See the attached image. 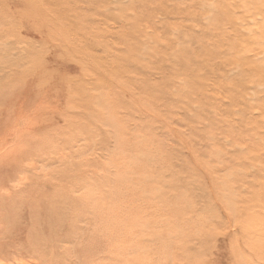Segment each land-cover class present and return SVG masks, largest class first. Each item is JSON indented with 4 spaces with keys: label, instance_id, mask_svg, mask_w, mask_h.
Returning <instances> with one entry per match:
<instances>
[{
    "label": "rangeland",
    "instance_id": "obj_1",
    "mask_svg": "<svg viewBox=\"0 0 264 264\" xmlns=\"http://www.w3.org/2000/svg\"><path fill=\"white\" fill-rule=\"evenodd\" d=\"M113 1L0 0V264H264L252 0Z\"/></svg>",
    "mask_w": 264,
    "mask_h": 264
},
{
    "label": "bare ground",
    "instance_id": "obj_2",
    "mask_svg": "<svg viewBox=\"0 0 264 264\" xmlns=\"http://www.w3.org/2000/svg\"><path fill=\"white\" fill-rule=\"evenodd\" d=\"M112 1H113V0H112ZM180 1H183V0H180ZM227 1L229 2V1H231V0H227ZM119 2H120V1H119ZM123 2H125V0H124V1H121V3H123ZM132 2H133V1H132ZM111 3H112V2H111ZM113 3H114V1H113ZM130 3H131V1H130ZM225 3H226V2H225L224 0H221V1H219V3H217V6H218V7L225 6ZM238 3H239V2H238ZM123 4H125V3H123ZM128 4H129V3H128ZM183 4H184V3H183ZM126 5H127V3H126ZM154 5H155V4H154ZM233 5H234V4H233ZM119 6H120V4H119ZM142 6H143V5H142ZM234 6H235V5H234ZM122 8H123V7H122ZM122 8H121V9H122ZM125 8H126V7H125ZM125 8H124V9H125ZM149 8H151V7H149ZM179 8H180V7H179ZM181 8H182V7H181ZM243 8H244V7H243ZM119 9H120V8H119ZM119 9H118V10H119ZM121 9H120V11H121ZM126 9H127V8H126ZM129 9H130V7H129ZM184 9H185V7H184ZM202 10H203V9H202ZM77 11H78V10H77ZM82 11H83V10H82ZM141 11H142V10H141ZM144 11H145V10H144ZM211 11H212V10H211ZM242 11H243V10H242ZM244 11H245V9H244ZM79 12H80V11H79ZM83 12H84V11H83ZM139 12H140V11H139ZM142 12H143V11H142ZM213 12H214V11H213ZM132 13H133V12H132ZM235 13H237V11H235ZM249 13L252 15V17H254V18L257 17V18H258V16H260L261 19L258 18V19H260V20H258L257 22H250V24H248V27H249V29H248V32H249V33H248V34H249V35H248V37L246 38V41H245L244 43H245V45H247V46H248V45H255V46H256V51L264 54V0H252V1H251L250 8H249ZM118 14H119V12H118ZM138 14H139V13H138ZM153 14H154V13H153ZM127 15H128V14H127ZM133 15H134V14H133ZM133 15H132V16H133ZM215 15H216V14H215ZM86 16H87V15H86ZM136 16H137V15H136ZM136 16H135V17H136ZM140 16H142L141 13H140ZM189 16H190V15H189ZM206 16H207V15H206ZM209 16H210V15H209ZM128 17H129V16H128ZM135 17H133V18H135ZM137 17H138V16H137ZM187 17H188V16H187ZM187 17H186V18H187ZM194 17H195V16H194ZM204 17H205V16H204ZM220 17H221V16H220ZM158 18H160V17H158ZM210 18H211V17H210ZM247 18H248V17H247ZM75 19H76V18H75ZM131 19H132V18H131ZM135 19H136V18H135ZM135 19H133V21H134ZM177 19H178V18H177ZM208 19H209V18H208ZM157 20H158V19H157ZM179 20H180V18H179ZM182 20H183V19H182ZM189 20H190V18H189ZM214 20H215V19H214ZM92 21H93V20H92ZM129 21H130V19H129ZM129 21H128V22H129ZM133 21H132V22H133ZM207 21H208V20H207ZM248 21H249V18H248ZM250 21H251V20H250ZM126 22H127V21H126ZM156 22H157V21H156ZM194 22H195V21H194ZM154 23H155V22H154ZM131 24H132V23H131ZM216 24H217V23H216ZM127 25H128V24H127ZM146 26H147V25H146ZM180 26H181V25H180ZM206 26H209V25L206 24ZM212 26H213V25H212ZM212 26H211V27H212ZM219 26H220V24H219ZM229 26H230V25H229ZM241 26H242V25H241ZM127 27H128V26H127ZM137 27H138V26H137ZM211 27H210V29H211ZM148 28H149V26H148ZM220 28L222 29V27H220ZM139 29H141V28H139ZM221 29H220V30H221ZM148 30H149V29H148ZM175 31H176V30L172 31V33L175 32ZM199 31H200V30H199ZM148 32H149V31H148ZM146 33H147V32H146ZM161 33H163V31H162ZM214 33H215V32H214ZM148 34H149V33H148ZM175 35H176V34H175ZM193 35H194V34H193ZM195 35H197V34H195ZM149 36H150V35H149ZM170 36H171V35H170ZM184 36H185V35H184ZM188 36H189V35H188ZM226 36H227V35H226ZM159 37H160V36H159ZM173 37H174V36H173ZM95 38H96V37H95ZM156 38H157V37H156ZM185 38H187V37H185ZM185 38H184V39H185ZM122 39H123V37H122ZM149 39H150V38H149ZM175 39H176V40H179V39H177V37H175ZM187 39H189V38H187ZM187 39H186V40H187ZM196 39H197V38H196ZM196 39H195V40H196ZM211 40H212V38H211ZM221 40H222V39H221ZM179 41H180V40H179ZM184 41H185V40H184ZM184 41H183V42H184ZM197 41H198V40H197ZM217 41H218V40H217ZM222 41L224 42V40H222ZM144 42H147V41H144ZM148 42H149V41H148ZM212 42H214V40H212ZM174 43H175V42H174ZM186 43H187V42H186ZM189 43H190V40H189ZM198 43H199V42H198ZM198 43H197V44H198ZM206 43H207V42H206ZM210 43H211V42H210ZM210 43L208 42V45H209ZM214 43H215V42H214ZM6 44H7V43H6ZM18 44H19V43H18ZM23 44H24V43H23ZM27 44H28V43H27ZM202 44H203V43H202ZM222 44H223V43H222ZM224 44H225V43H224ZM19 45H20V44H19ZM153 45H154V44H153ZM153 45H152V46H153ZM183 45L185 46V43H184ZM203 45H204V44H203ZM215 45H216V44H215ZM217 45H218V44H217ZM145 46H146V45H145ZM184 46H183V47H184ZM212 46H214V45H212ZM225 46H226V45H225ZM229 46H230V45H229ZM15 47H16V46H15ZM19 47H20V46H19ZM25 47H26V46H25ZM25 47H24V48H25ZM148 47H149V46H148ZM185 47H186V46H185ZM205 47H206V45H205ZM207 47H208V46H207ZM207 47H206V48H207ZM209 47H210V45H209ZM0 48H1V46H0ZM158 48H159V47H158ZM211 48L214 50L213 47H211ZM20 49H21V48H20ZM151 50H152V49H151ZM151 50H150V51H151ZM176 50H177V49H176ZM227 50H228V49H227ZM178 51H181V48H180V50H178ZM186 51H187V50H186ZM214 51H215V50H214ZM250 51H251V50H250ZM143 52H144V51H143ZM170 52H171V51H170ZM172 52H173V51H172ZM172 52H171V53H172ZM183 52H185V51H183ZM205 52L207 53V51H205ZM220 52H221V51H220ZM246 52H247V51H246ZM248 52H249V51H248ZM248 52H247V53H248ZM20 53H21V52H20ZM23 53H25V52H23ZM181 53H182V52H181ZM181 53H180V54H181ZM192 53H193V52H192ZM230 53H232V52H230ZM14 54H15V53H14ZM21 54H22V53H21ZM182 54H184V53H182ZM194 54H195V53H194ZM135 55H136V54H135ZM171 55H172V54H171ZM173 55H174V53H173ZM178 55H179V54H178ZM198 55H199V54H198ZM209 55H211V54H209ZM169 56H170V55H169ZM180 56H181V55H180ZM144 57H145V56H144ZM174 57H175V55H174ZM223 57H224V56H223ZM146 58H147V57H146ZM180 58H181V57H180ZM182 58H183V57H182ZM204 58H206V57H204ZM262 58H263V57H262ZM143 59H144V58H143ZM154 59H155V58H154ZM174 59H175V58H174ZM174 59H173V60H174ZM157 60H158V59H157ZM195 60H196V59H195ZM207 60H208V59H207ZM209 60H210V59H209ZM170 61H171V60H170ZM175 61H176V60H175ZM205 61H206V60H205ZM222 61H223V60H222ZM1 62H2V61H1ZM138 62H139V61H138ZM173 62H174V61H173ZM179 62H180V61H179ZM217 62H218V61H217ZM7 64H8V63H7ZM167 64H169V62H168ZM173 64H174V63H173ZM175 64H176V63H175ZM179 64H180V63H179ZM187 64H189V63H187ZM178 66H179V65H178ZM224 66H225V65H224ZM224 66H223V67H224ZM193 67H194V66H193ZM226 67H227V66H226ZM232 67H233V66H232ZM232 67L230 66V68H229V67H228V68L231 69ZM132 70H133V69H132ZM175 70H176V69H175ZM175 70H174V71H175ZM254 70H255V69H254ZM174 71H173V73H174ZM252 71H253V70H251V73H252ZM201 72H202V71H201ZM254 72H255V71H254ZM212 73H213V70H212ZM228 73H229V72H228ZM233 73H234V72H233ZM180 75H181V74H180ZM219 75H220V73H219ZM230 75H231V74H230ZM242 75H243V74H242ZM255 75H256V74H255ZM130 76H131V75H130ZM181 76H182V75H181ZM213 76H214V73H213ZM221 76H222V75H221ZM233 76H234V75H233ZM237 76H238V74H237ZM239 76H241V75H239ZM148 77H149V76H148ZM176 77H177V76H176ZM230 77H231V76H230ZM252 77H255V76H252ZM134 78H136V77H134ZM180 78H181V77H180ZM223 78H224V76H223ZM238 78H239V77H238ZM255 78H256V77H255ZM255 78H254V80H255ZM149 79H150V78H149ZM172 79H173V77H172ZM183 79H184V78H183ZM257 79H258V78H257ZM173 80H174V79H173ZM184 80H185V79H184ZM133 81H135V80H133ZM175 81H176V80H175ZM185 81H186V80H185ZM226 81H227V80H226ZM226 81H225V82H226ZM251 81H253V79H252ZM255 81H256V80H255ZM255 81H254L253 84H255V85L257 84V85H258L259 82H256V83H255ZM172 82H173V81H172ZM183 82H184V81H183ZM183 82H182V84H183ZM186 82L188 83V81H186ZM240 82H241V81H240ZM178 83H180V82H178ZM184 83H185V82H184ZM182 84H181V86H182ZM207 84H208V83H207ZM249 84H251V83H249ZM153 85H154V84H153ZM185 85H186V84H185ZM255 85H254V86H255ZM257 85H256V87H259V86H257ZM181 86H180V87H181ZM187 86H188V85H187ZM254 86H253V87H254ZM146 87H147V86H146ZM146 87H145V89H146ZM173 87H174V86H173ZM176 87H177V86H176ZM231 87H232V86H231ZM261 87H262V86H261ZM177 88H178V87H177ZM183 88H184V86H183ZM185 88H186V87H185ZM232 88H233V87H232ZM262 88H264V86H263ZM199 89H200V88H199ZM207 89H208V88H207ZM207 89H206V90H207ZM228 89H229V88H228ZM235 89H236V88H235ZM249 89H251V88H249ZM181 90H182V89H181ZM186 90H187V89H186ZM192 90H193V89H192ZM256 90H257V89H256ZM152 91H153V90H152ZM168 91H169V90H168ZM168 91H167V92H168ZM176 91H177V89H176ZM184 91H185V90H184ZM184 91H183V92H184ZM188 91H189V89H188ZM239 91H240V90H239ZM260 91H261V90H260ZM143 92H144V90H143ZM172 92H173V91H172ZM183 92H182V93H183ZM199 92H200V91H199ZM207 92H208V91H207ZM169 93H171V92H169ZM174 93H176V92H174ZM179 93H180V92H179ZM200 93H201V92H200ZM252 93H254V91H253ZM255 93H256V92H255ZM261 93H262V92H261ZM172 94H173V93H172ZM184 94H185V93H184ZM175 95H176V94H175ZM252 95H253V94H252ZM252 95H251V96H252ZM259 95H260V96H258V94L256 95V96H258V100L260 99L261 96H264L263 94H262V95L259 94ZM256 96H255V97H256ZM176 97L178 98V96H176ZM255 97H254V98H255ZM173 98H175V97L173 96ZM192 98H193V97H192ZM203 99H204V97H203ZM243 99H244V98H243ZM248 99H249V97H248ZM256 99H257V97H256ZM256 99H253V100H256ZM178 100H179V99H178ZM182 100H184V99H182ZM185 100H186V99H185ZM249 100H250V99H249ZM258 100H257V101H258ZM170 101H171V100H170ZM172 101H173V100H172ZM203 101H204V100H203ZM240 101H241V100H240ZM179 102H180V100H179ZM207 102H208V101H207ZM254 102H255V101H254ZM186 103H187V102H186ZM256 103H257V102H256ZM197 104H198V103H197ZM212 104H213V103H212ZM250 104H251V102H250ZM252 104H253V103H252ZM177 105H178V104H177ZM195 105H196V104H195ZM256 105H257V104H256ZM193 106H194V105H193ZM261 106H262V105H261ZM177 107H178V106H177ZM177 107H176V108H177ZM200 107H201V106H200ZM249 107H250V106H249ZM257 107H258V106H257ZM174 108H175V107H174ZM184 108H185V107H184ZM195 108H196V107H195ZM258 108H259V107H258ZM123 109H124V108H123ZM162 109H163V108H162ZM185 109H187V108H185ZM189 109H190V108H189ZM173 110H174V112L179 113V112L175 111V109H173ZM180 110H181V109H180ZM160 111H161V110H159V112H160ZM187 111H188V109H187ZM194 111H195V110H194ZM101 112H102V110H101ZM110 112H111V111H110ZM119 112H120V111H119ZM188 112H189V111H188ZM258 112H259V111H258ZM261 112H262V110H261ZM172 113H173V112H172ZM180 113H181V112H180ZM209 113H210V111H209ZM254 113H256V112H254ZM134 114H135V112H134ZM204 114H205V113H204ZM262 114H263V113H262ZM262 114H261V115H262ZM106 115H107V114H106ZM194 115H195V114H194ZM139 116H140V115H139ZM190 116H192V115H189V117H190ZM197 117H198V116H197ZM198 118H199V117H198ZM202 118H203V117H202ZM259 118H260V117H259ZM171 119H172V118H171ZM175 119H176V118H175ZM135 120H136V119H135ZM172 120H173V119H172ZM198 120H199V119H198ZM133 122H135V121H133ZM146 122H147V121H146ZM199 122H200V121H199ZM204 122H205V121H204ZM204 122H203V123H204ZM262 122H263V121H262ZM200 123H201V122H200ZM203 123H202V124H203ZM148 124H149V123H148ZM148 124H147V125H148ZM153 124H154V123H153ZM153 124H152V127H153ZM184 124H185V123H184ZM186 124H187V123H186ZM204 124H205V123H204ZM109 125H110V124H109ZM144 125H146L145 122H144ZM147 125H146V126H147ZM154 125H156V123H155ZM180 125H181V124H180ZM188 125H190V124H188ZM206 125H207V124H206ZM227 125H228V124H227ZM263 125H264V124H263ZM148 126H149V125H148ZM157 126H158V125H157ZM159 126H160V125H159ZM228 126H229V125H228ZM110 127H111V125H110ZM152 127H150V128H152ZM229 127H230V126H229ZM229 127H228V128H229ZM141 128H142V127H141ZM228 128H227V129H228ZM152 129H153V128H152ZM148 130H150V129L148 128ZM232 130H233V129H231V131H232ZM150 131H151V130H150ZM153 131H154V130H153ZM249 132H250V131H248L247 133H249ZM258 132H259V131H258ZM238 133H239V132H237V134H238ZM164 134H165V133H164ZM250 134H251V133H250ZM256 134H257V133H256ZM146 135H147V134H146ZM248 135H249V134H248ZM232 136H233V135H232ZM238 136H239V135H238ZM154 137H155V136H154ZM159 137H160V135H159ZM235 137H236V136H235ZM246 137H247V136H246ZM167 138H168V137H167ZM184 138H185V137H184ZM199 138H200V137H199ZM233 138H234V137H233ZM242 138H244V137H242ZM256 138H257V137H256ZM221 139H222V138H221ZM225 139H227V138H225ZM252 139H253V138H252ZM147 140H148V139H147ZM159 140H161V139H159ZM212 140H213V139H212ZM216 140H217V138H215V141H216ZM256 140H257V139H256ZM258 140H259V139H258ZM81 141H82V140H81ZM157 141H158V140H157ZM213 141H214V140H213ZM213 141H212V142H213ZM217 141H218V140H217ZM146 142H147V141H146ZM200 142H201V141H200ZM224 142H226V141L224 140ZM73 143H74V142H73ZM160 143H161V142H160ZM214 143H215V142H214ZM227 143H228V139H227ZM227 143H226V144H227ZM163 144H164V143H163ZM215 144H216V143H215ZM219 144H220V143H219ZM219 144H218V145H219ZM251 144H252V142H251ZM113 145H114V144H113ZM233 145H234V144H233ZM249 145H250V144H249ZM117 146H118V145H117ZM168 146H169V145H168ZM230 146H231V145H230ZM171 147H172V146H171ZM192 147H193V146H192ZM201 147H202V146H201ZM213 147H214V145H213ZM213 147H211V148H213ZM232 147L234 148V146H232ZM237 147H238V146H237ZM252 147H253V145H252ZM254 147H255V146H254ZM168 148H170V147H168ZM177 149H178V148H177ZM238 149H239V148H238ZM112 150H115V149L112 148ZM197 150H198V149H197ZM239 150L241 151V149H239ZM239 150H238V151H239ZM150 151H151V150H150ZM168 151H169V150H168ZM105 152H106V151H105ZM110 152H111V151H110ZM164 152H165V151H164ZM171 152H172V150H171ZM216 152H217V151H216ZM210 153H212V152H210ZM210 153H209V154H210ZM213 153H214V152H213ZM226 154H227V152H226ZM142 155H143V154H142ZM142 155H141V156H142ZM216 155H217V154H216ZM210 156H212V154H210ZM217 156H219V155H217ZM233 156H234V155H233ZM212 157H213V156H212ZM214 157H216V156H214ZM214 157H213V159H215ZM227 157H228V155H227ZM169 158H171V156H170ZM218 159H219V158H218ZM220 159H221V158H220ZM209 160H212V159H209V157H208V161H209ZM215 160H217V159H215ZM221 160H222V159H221ZM143 161H144V160H143ZM217 161H218V160H217ZM170 162H171V161H170ZM236 162H237V161H236ZM141 163H142V162H141ZM208 163H209V162H208ZM218 163H219V162H218ZM237 163H238V162H237ZM262 163H263V162H262ZM224 164H225V161H224ZM234 164H235V163H234ZM148 165H149V164H148ZM154 165H155V164H154ZM261 165H263V164H261ZM135 167H136V165H135ZM169 167H170V166H169ZM212 167H213V166H212ZM217 167H218V166H217ZM249 167H250V166H249ZM256 167H257V166H256ZM227 169H228V168H227ZM229 169H230V168H229ZM232 169H233V168H232ZM250 169L252 170V167H251ZM158 170H159V169H158ZM194 170H195V169H194ZM214 170H215V169H214ZM260 170H261V169H260ZM106 171H107V170H106ZM168 171L170 172V170H168ZM171 171H172V170H171ZM195 171H196V170H195ZM215 171H216V170H215ZM233 171H235V170H233ZM111 172H112V171H111ZM111 172H109V173H111ZM145 172H146V171H145ZM224 172H225V171H224ZM227 172H228V170H227ZM241 172H242V171H241ZM241 172H240V173H241ZM177 173H178V172H177ZM234 173H235V172H234ZM251 173H252V172H251ZM23 174H24V173H23ZM112 174H113V173H112ZM114 174H116V173H114ZM151 174H152V173H151ZM219 174H220V173H219ZM244 174H245V173H244ZM20 175H21V174H20ZM225 175H226V173H225ZM225 175H223V176H225ZM233 175H234V174H233ZM260 175H261V174H260ZM110 176H111V175H110ZM116 176H117V175H116ZM116 176H115V177H116ZM164 176L166 177L167 175H164ZM246 176L249 177V176H248V173H247ZM246 176H245V177H246ZM262 176H263V175H262ZM179 177L181 178V176H179ZM231 177H232V176H231ZM235 177H236V176H235ZM235 177H233V178H235ZM172 178H173V180H174L175 176H174V177L172 176ZM172 178H171V179H172ZM216 178H217V177H216ZM233 178H232V179H233ZM103 179H104V178H103ZM110 179H111V178H110ZM125 179H126V178H125ZM176 179H177V178H176ZM224 179H225V178H224ZM249 179H250V178H249ZM251 179H252V178H251ZM21 180H22V179H21ZM85 180H86V179H85ZM127 180H129V179L127 178ZM178 180H179V179H178ZM178 180H176V181H178ZM180 180H181V179H180ZM236 180H237V179H236ZM16 181H17V180H16ZM16 181H15V182H16ZM92 181H93V180H92ZM192 181H193V180H192ZM230 181H232V180H230ZM93 182H94V181H93ZM153 182H154V181H153ZM201 182H202V181H201ZM220 182H221V181H220ZM222 182H223V181H222ZM245 182H246V180H245ZM80 183H81V182H80ZM99 183H100V182H99ZM112 183H113V182H112ZM178 183H179V182H178ZM190 183H191V182H190ZM193 183H195V182H192L191 184H193ZM238 183H239V181H238ZM13 184H15V183H13ZM137 184H138V183H137ZM172 184H173V183H172ZM182 184H184V183H181V185H182ZM191 184H190V185H191ZM216 184H217V183H216ZM218 184H221V183H218ZM233 184H234V183H233ZM76 185H77V184H76ZM85 185H86V184H85ZM187 185H188V184H187ZM201 185H202V183H201ZM239 185H240V184H239ZM15 186H16V185H15ZM162 186H163V185H162ZM179 186H180V185H179ZM191 186H192V185H191ZM222 186H223V185H222ZM231 186H232V185H231ZM13 187H14V185H13ZM100 187H101V186H100ZM123 187H124V186H123ZM132 187H133V186H132ZM168 187H169V186H168ZM78 188H79V187H78ZM111 188H112V187H111ZM169 188H170V187H169ZM178 188H179V187H178ZM214 188H215V187H214ZM126 189H127V188H126ZM154 189H155V188H154ZM186 189H188V188H186ZM225 189H226V188H225ZM230 189H231V188H230ZM232 189H233V187H232ZM226 190H227V189H226ZM71 191H72V190H71ZM82 191H84V190L82 189ZM114 191H116V190H114ZM152 191H153V190H152ZM171 191H175V189H174V190H171ZM176 191H177V190H176ZM179 191H180V190H179ZM233 191H234V189H233ZM5 192H7V191L5 190ZM5 192L3 191V193H5ZM116 192H117V191H116ZM116 192H115V193H116ZM121 192H122V191H121ZM124 192H125V191H124ZM163 192H164V191H163ZM177 192H178V191H177ZM226 192H227V191H226ZM228 192H229V191H228ZM244 192H245V191H244ZM106 193H107V192H106ZM112 193H113V192H112ZM151 193H152V192H151ZM178 193H180V192H178ZM191 193H192V189H191ZM245 193H246V192H245ZM95 194H96V193L92 192V193H91V198L94 197ZM101 194H102V193H101ZM118 194H119V193H117V195H118ZM175 194H176V193H175ZM194 194H195V193H194ZM199 194H200V193H199ZM206 194H207V192H206ZM240 194H241V193H240ZM82 195H83V194H82ZM106 195H107V194H106ZM110 195H112V194H110ZM119 195H121V194H119ZM125 195H126V194H125ZM179 195H180V194H179ZM186 195H187V194H186ZM203 195H204V194H203ZM222 195H223V194H222ZM235 195H236V193H235ZM75 196H76V195H75ZM83 196H84V195H83ZM88 196H90V195H88ZM107 196H108V195H107ZM112 196H115V194L112 195ZM148 196H149V195H148ZM154 196H156V195H154ZM182 196H183V194H182ZM217 196H218V194H217ZM217 196H216V197H217ZM229 196H230V195H229ZM115 197H116V199L114 200V203H111V204H113V205H112V211H111V214L108 213V212L106 213V211H104L103 209H101V211L98 210V211H96V212H94V213L92 214L93 210H95V209H96V210L99 209V207L96 205L97 207H96L95 209L93 208V210H92V212H91V215L93 216V219H92L91 221H90V219H89V221H90L91 223L93 222V223H95V224H96V223L99 224V223H102V222H107L109 219H110V221H113V222L115 221V222H117V220H119L120 217H122V216L120 215L121 212H119V211H115V209L117 208V207H116V205H117V204H116V200H117V198H118L117 196H115ZM115 197H113V198H115ZM150 197H151V196H150ZM174 197H175V196H174ZM184 197H186V196H184ZM196 197H197V196H196ZM196 197H194V198H196ZM226 197H227V196H226ZM107 198L110 199L111 197L108 196ZM119 198H120V197H119ZM168 198H171V197L169 196ZM191 198H192V197H191ZM102 199H103V198H102ZM109 199H108V200H109ZM151 199H152V198H151ZM163 199H164V196H163ZM200 199H201V198H200ZM217 199H218V198H217ZM229 199H230V197H229ZM87 200H91V199L87 198ZM121 200H122V199H121ZM160 200H162V198H161ZM174 200H176V198H175ZM178 200H179V198H178ZM92 201H93V200H92ZM118 201L120 202V200H117V202H118ZM181 201H182V200H181ZM201 201H202V200H201ZM206 201H207V200H206ZM76 202H77V201H76ZM84 202H87V201H84ZM88 202L91 203V201H88ZM93 202H94V201H93ZM99 202H100V201H99ZM110 202H111V201H110ZM112 202H113V201H112ZM182 202H183V201H182ZM209 202H211L210 199H209ZM219 202H220V201H219ZM82 203H83V202H82ZM101 203H103V202H101ZM228 203H229V202H228ZM231 203H232V202H231ZM66 204H67V203H66ZM85 204L88 205L87 203H85ZM92 204H93V203H91V205H92ZM164 204H165V203H164ZM174 204H175V203H174ZM229 204H230V203H229ZM94 205H95V204H94ZM94 205H93V206H94ZM118 205H119V204H118ZM209 205H210V204H209ZM209 205H208V206H209ZM106 206H108V205H106ZM119 206H121V205H119ZM119 206H118V207H119ZM156 206H158V205H156ZM211 206H212V205H211ZM213 206H214V205H213ZM85 207H86V206H85ZM101 207H103V206H101ZM101 207H100V208H101ZM179 207H180V206H179ZM229 207H230V206H229ZM76 208H78V207H76ZM87 208H89V206H87ZM209 208H210V207H209ZM233 208H234V207H233ZM78 209L80 210V208H78ZM78 209H77V211H78ZM89 209L91 210V209H92V206H91V208H89ZM89 209H88V211H89ZM107 209H109V206H108ZM118 209H119V208H118ZM177 209H178V208H177ZM177 209H176V210H177ZM203 209H204V208H203ZM228 209H229V208H228ZM75 210H76V209H75ZM85 210H86V209H85ZM105 210H106V209H105ZM119 210H120V209H119ZM163 210H164V209H163ZM215 210H216V209H215ZM108 211H110V209H109ZM212 211H213V210H212ZM206 212H207V211H206ZM213 212H214V211H213ZM213 212H212V213H213ZM227 212H228V211H227ZM230 213H231V212H230ZM47 214H48V213H47ZM88 214H89V212H88ZM214 214H215V213H214ZM214 214H213V215H214ZM217 214H218V213H217ZM78 215H79V214H78ZM89 215H90V214H89ZM230 215H231V214H230ZM233 215H234V214H233ZM53 216L56 217V215H53ZM63 216H64V215H63ZM147 216H148V215H147ZM153 216H154V215H153ZM66 217H67V216H66ZM144 217H145V216H144ZM216 217H217V216H216ZM12 218H13V217H12ZM76 218H77V217H76ZM90 218H91V217H90ZM218 218H219V217H218ZM218 218H217V219H218ZM19 219H20V218H19ZM85 219H86V218H85ZM85 219H84V220H85ZM196 219H197V217H196ZM198 219H199V218H198ZM60 220H61V219H60ZM63 220H64V218H63ZM63 220H61V221H63ZM142 220H143V219H142ZM169 220H170V219H169ZM110 221H109V223H112V222H110ZM135 221H136V220H135ZM135 221H134V222H135ZM187 221H188V220H187ZM187 221H186V222H187ZM48 222H49V220H48ZM56 222H57V217H56ZM56 222H55V220H53V219L50 220V223L53 225V227H52L53 229H52V230H54V231H56V230L54 229V228H55V223H56ZM84 222H85V221H84ZM115 222H114V223H115ZM119 222H120V221H119ZM119 222H118V225H119ZM174 222H175V221H174ZM50 223H49V224H50ZM61 223H62V222H61ZM131 223H132V222H131ZM56 224H57V223H56ZM59 224H60V223H59ZM83 224H85V223H83ZM95 224H94V225H95ZM112 224H113V223H112ZM163 224H164V223H163ZM122 225H123V224H122ZM199 225H200V224H199ZM50 226H51V225H50ZM58 226H59V225H58ZM181 226H182V225H181ZM263 226H264V225H263ZM263 226H262V227H263ZM48 227H49V226H48ZM96 227H97V226H96ZM103 227H104V226H103ZM113 227L115 228V225H114ZM119 227H120V225H119ZM151 227H152V226H151ZM169 227H170V226H169ZM5 228H6V226H5ZM50 228H51V227H50ZM184 228H185V227H184ZM115 229H117V228H115ZM208 229H210V228H208ZM31 230H32V228H31ZM50 230H51V229H50ZM154 230H155V229H154ZM182 230H183V229H182ZM250 230H251V228H247V230H243V229H242L241 232L245 233V231H247V234H246V235L250 236V234H251V233H250ZM6 231H7V230H6ZM6 231H5V232H6ZM36 231H37V230H36ZM97 231H98V230H97ZM142 231H143V230H142ZM185 231H186V230H185ZM115 232H116V231H115ZM117 232H118V231H117ZM129 232H130V231H129ZM180 232H181V231H180ZM3 233H4V231H3ZM8 233H9V232H8ZM49 233H50V232H49ZM49 233H48V235H49ZM53 233H54V232H52V234H53ZM155 233H156V232H155ZM175 233H176V232H175ZM50 234H51V233H50ZM106 234H107V233H106ZM121 234H122V233H121ZM182 234H183V233H182ZM241 234H242V233H241ZM241 234H240V235H241ZM31 235H32V234H31ZM34 235H35V234H34ZM48 235H47V236H48ZM125 235H126V234H125ZM143 235H144V234H143ZM151 235H152V234H151ZM32 236H33V235H32ZM99 236H100V235H99ZM155 236H156V235H155ZM182 236H183V235H182ZM191 236H192V235H191ZM255 236H256V235H255ZM50 237H51V235H50ZM93 237H94V236H93ZM93 237H92V238H93ZM104 237H105V234L102 236V238H104ZM158 237H159V236H158ZM158 237H157V238H158ZM173 237H174V236H173ZM177 237H178V236H177ZM261 237H262V236H261ZM4 238H5V237H4ZM30 238H31V237H30ZM43 238H44V237H43ZM68 238H69V237H68ZM96 238H97V237H96ZM102 238H101V239H102ZM179 238H180V237H179ZM50 239H51V238H50ZM99 239H100V237H99ZM159 239H160V238H159ZM181 239H183V237H181ZM185 239H187V238H185ZM185 239H184V240H185ZM261 239H262V238H261ZM0 240H1V239H0ZM27 240H28V241H31V242L33 241L32 238H31V240H30V239H27ZM40 240H41V239H40ZM54 240H55V235H54ZM157 240H158V239H157ZM100 241H101V240H100ZM120 241H121V240H120ZM144 241H145V240H144ZM166 241H167V240H166ZM185 241H186V240H185ZM41 242H42V241H41ZM66 242H67V241H66ZM107 242H108V241H107ZM116 242H117V241H116ZM118 242H119V241H118ZM29 243H30V242H29ZM29 243H28V245H29ZM108 243H109V242H108ZM92 244H93V243H92ZM112 244H113V243H112ZM28 245H27V246H28ZM248 245H250V244H248ZM47 246H48V245H47ZM120 246H121V245H120ZM255 246H256V245H255ZM255 246H254V247H255ZM33 247H34V246H33ZM148 247H149V246H148ZM254 247H253V245H252V248H254ZM60 248H61V247H60ZM116 248H117V247H116ZM248 248H249V246H248ZM250 248H251V247H250ZM252 248H251V249H252ZM255 248L258 249L257 246H256ZM43 249H44V248H43ZM104 249H105V248H104ZM251 249H250L249 251H251ZM257 249H254V250L252 249V250H253V251L256 250V253H258V252L260 253V251H258ZM34 250H35V249H34ZM51 250H52V249H51ZM115 250H116V249H115ZM117 250H118V249H117ZM113 251H114V250H113ZM18 252H19V251H18ZM106 252H107V251H106ZM251 252H252V251H251ZM1 253H2V252H1ZM37 253H38V252H37ZM135 253H136V252H135ZM252 253L254 254V256L257 255V254H255L254 252H252ZM252 253H251V254H252ZM249 254H250V253H249ZM118 255H119V254H118ZM28 256H29V255H28ZM37 256H38V255H37ZM249 256H250V255H249ZM20 257H21V256H20ZM259 257H260V255H259ZM245 260H246V258H245ZM246 261H247V260H246ZM243 262H244V261H243ZM251 262H252V261H251ZM251 262H248V263L251 264Z\"/></svg>",
    "mask_w": 264,
    "mask_h": 264
}]
</instances>
